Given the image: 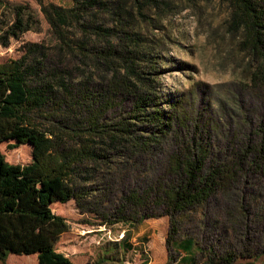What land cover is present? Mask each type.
<instances>
[{
	"label": "trees",
	"instance_id": "trees-1",
	"mask_svg": "<svg viewBox=\"0 0 264 264\" xmlns=\"http://www.w3.org/2000/svg\"><path fill=\"white\" fill-rule=\"evenodd\" d=\"M218 1L228 9V34L249 60L257 101L254 115L226 142L216 137L219 119L201 112L211 102L198 85L176 98L159 79L172 61L155 38L169 0H72L67 6L38 0L52 41L23 43L20 56L0 63V143L30 144L33 157L11 163L0 150L1 260L35 254L39 264H74L57 249L70 226L53 204L80 203L87 162L112 168L134 164V157L148 167L157 157L159 176L124 192L114 208L130 210L138 223L169 215L173 258L239 264L241 255H263L257 235L264 234V0ZM2 5L11 17L2 19L1 45L41 31L30 5ZM213 206L227 219L215 220L221 239L206 245L200 227L211 225L206 218ZM195 212L200 227L186 228ZM231 228L235 240L227 238Z\"/></svg>",
	"mask_w": 264,
	"mask_h": 264
},
{
	"label": "rangeland",
	"instance_id": "rangeland-1",
	"mask_svg": "<svg viewBox=\"0 0 264 264\" xmlns=\"http://www.w3.org/2000/svg\"><path fill=\"white\" fill-rule=\"evenodd\" d=\"M44 1L66 6L72 3V0ZM5 2L30 5L41 21V31H28L19 40L12 39L8 47L0 44V63L20 56L23 43L52 41L38 0H0V33L5 28L2 19L11 17L2 5ZM169 2L170 6L159 16L161 28L155 29V38L163 41L162 54L171 57L172 61L165 66L167 70L159 72V79L166 93L174 97L184 96L190 88L198 85L200 93L211 102L210 111L207 107L201 112L219 119L216 137L219 135L226 142L244 125L243 120L253 116L256 110L257 101L253 87L249 85V60L238 50L235 38L227 32L224 20L228 9L225 5L218 0ZM13 143H0L6 159L11 163H30L32 146L19 144L11 147ZM118 155L126 154L121 152ZM136 159L138 161L134 164L128 162L127 166L113 165L112 168L104 162H87V176L81 180L86 189L80 203L72 199L53 204L54 212L64 216L70 226L57 242V249L69 256L74 264H183L181 256L173 258L167 247L171 228L169 215L149 217L138 223L131 218L133 212L130 210L117 211L114 208L124 192L142 187L148 178L159 176L154 173L157 157L151 159L149 167L145 166L143 157H134L131 161ZM119 162L122 164L123 161ZM245 190H253V184L247 183ZM207 212L206 220L211 225L200 227V213L195 212L186 220L188 224L186 222L185 226L200 227L202 242L217 245L222 235L213 224L215 220L225 221L227 218L214 206ZM257 236H261L264 251V234ZM234 237L235 231L228 229L227 238L235 240ZM250 238L253 239V232ZM3 263L39 264V261L35 254L10 253L5 260L0 259V264ZM238 263L264 264V253L258 258L241 255ZM198 264H213V261L208 256H200Z\"/></svg>",
	"mask_w": 264,
	"mask_h": 264
}]
</instances>
